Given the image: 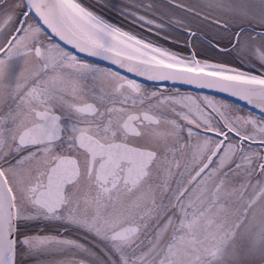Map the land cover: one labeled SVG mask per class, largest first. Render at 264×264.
I'll return each mask as SVG.
<instances>
[{
  "label": "snow or ice",
  "instance_id": "snow-or-ice-1",
  "mask_svg": "<svg viewBox=\"0 0 264 264\" xmlns=\"http://www.w3.org/2000/svg\"><path fill=\"white\" fill-rule=\"evenodd\" d=\"M0 264H264V0H0Z\"/></svg>",
  "mask_w": 264,
  "mask_h": 264
}]
</instances>
